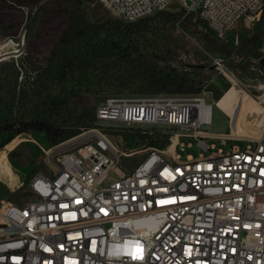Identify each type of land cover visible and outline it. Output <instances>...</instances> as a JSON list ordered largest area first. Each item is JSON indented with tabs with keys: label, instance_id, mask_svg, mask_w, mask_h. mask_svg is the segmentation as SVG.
<instances>
[{
	"label": "built area",
	"instance_id": "1",
	"mask_svg": "<svg viewBox=\"0 0 264 264\" xmlns=\"http://www.w3.org/2000/svg\"><path fill=\"white\" fill-rule=\"evenodd\" d=\"M175 3L220 38L245 18L259 23L264 12V0H100L125 22ZM11 57L21 55L0 58ZM212 108L184 94L106 99L96 113L104 127L145 128L141 134L168 135L170 144L124 152L96 127L57 145L79 142L52 176L33 175L31 202L0 206V264H264V128L255 138L212 135L204 131ZM182 136L196 137L210 154L183 164ZM205 138L223 148H209ZM141 152L144 159L126 170L124 160Z\"/></svg>",
	"mask_w": 264,
	"mask_h": 264
},
{
	"label": "rangeland",
	"instance_id": "2",
	"mask_svg": "<svg viewBox=\"0 0 264 264\" xmlns=\"http://www.w3.org/2000/svg\"><path fill=\"white\" fill-rule=\"evenodd\" d=\"M182 11L176 3L168 10L170 13ZM75 15L76 6L69 1L0 0V45L8 44L16 50L15 53H6L7 56L21 55L36 60L39 65L44 64L59 35ZM84 15L89 22L116 19L101 6L100 0H87ZM184 18L191 21L189 30L170 28L163 63L179 71L202 72L201 92L183 94L201 96L212 105L211 124L205 125L204 131L238 138L257 137L264 128V32L257 29L259 23L245 18L226 37L220 38L197 15L187 14ZM215 59L224 61L222 70L214 67ZM110 97L114 96L102 98L99 106ZM231 117L235 120L232 129ZM98 125L104 127L99 122ZM108 125L110 128L106 125L105 132L122 151L143 148L142 144H135L125 130L134 128L141 132L145 128L119 123ZM161 129L174 132L166 127ZM204 142L209 148L215 146V150L223 148L216 139L205 138ZM180 143L184 145V150L178 149L177 154L182 162L189 157L196 160L210 154L199 145L196 137L182 136ZM78 144L74 142L61 149L52 146L45 133L30 131L0 150V206L3 201L25 205L31 202L25 196L31 193L29 181L33 175L42 172L52 176L61 155L68 150L75 151ZM236 144L245 146L239 141ZM144 157L141 152L126 158L123 166L131 171Z\"/></svg>",
	"mask_w": 264,
	"mask_h": 264
},
{
	"label": "trees",
	"instance_id": "3",
	"mask_svg": "<svg viewBox=\"0 0 264 264\" xmlns=\"http://www.w3.org/2000/svg\"><path fill=\"white\" fill-rule=\"evenodd\" d=\"M60 1L72 2L76 15L44 64L25 57L0 60V150L30 131L45 133L57 146L98 127L97 108L108 96L201 92V71H179L163 63L170 28L189 30L185 10L135 22H89L84 15L87 0ZM263 26L264 12L259 32ZM15 51L0 45V57ZM125 132L138 145L162 149L170 144L165 134L145 136L134 128Z\"/></svg>",
	"mask_w": 264,
	"mask_h": 264
},
{
	"label": "bare ground",
	"instance_id": "4",
	"mask_svg": "<svg viewBox=\"0 0 264 264\" xmlns=\"http://www.w3.org/2000/svg\"><path fill=\"white\" fill-rule=\"evenodd\" d=\"M212 135H214V134H212ZM216 136L238 138V137H234V136H230V135H216ZM249 138H255V137H249ZM240 139H247V138H240ZM173 148H174V145L171 147V150H173ZM1 163L4 164L3 159L1 160ZM183 164H193V158L189 157L186 162H183ZM88 234H96V226H88Z\"/></svg>",
	"mask_w": 264,
	"mask_h": 264
},
{
	"label": "water",
	"instance_id": "5",
	"mask_svg": "<svg viewBox=\"0 0 264 264\" xmlns=\"http://www.w3.org/2000/svg\"><path fill=\"white\" fill-rule=\"evenodd\" d=\"M2 58H0V60H1ZM235 123V120H233V123L232 124H234ZM78 137V136H77Z\"/></svg>",
	"mask_w": 264,
	"mask_h": 264
},
{
	"label": "snow or ice",
	"instance_id": "6",
	"mask_svg": "<svg viewBox=\"0 0 264 264\" xmlns=\"http://www.w3.org/2000/svg\"><path fill=\"white\" fill-rule=\"evenodd\" d=\"M137 251H139V249Z\"/></svg>",
	"mask_w": 264,
	"mask_h": 264
}]
</instances>
